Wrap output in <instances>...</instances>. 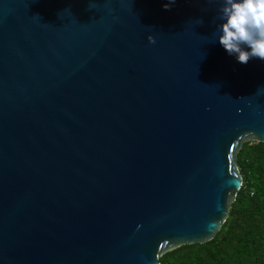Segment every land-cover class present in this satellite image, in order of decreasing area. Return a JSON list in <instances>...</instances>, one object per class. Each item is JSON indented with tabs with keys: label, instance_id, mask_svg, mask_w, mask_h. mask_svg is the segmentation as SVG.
Returning a JSON list of instances; mask_svg holds the SVG:
<instances>
[{
	"label": "water",
	"instance_id": "1",
	"mask_svg": "<svg viewBox=\"0 0 264 264\" xmlns=\"http://www.w3.org/2000/svg\"><path fill=\"white\" fill-rule=\"evenodd\" d=\"M166 2L0 0V264H161L221 231L264 61L220 45L221 3Z\"/></svg>",
	"mask_w": 264,
	"mask_h": 264
},
{
	"label": "trees",
	"instance_id": "2",
	"mask_svg": "<svg viewBox=\"0 0 264 264\" xmlns=\"http://www.w3.org/2000/svg\"><path fill=\"white\" fill-rule=\"evenodd\" d=\"M238 165L243 186L218 235L164 254L161 264H264V143L245 142Z\"/></svg>",
	"mask_w": 264,
	"mask_h": 264
},
{
	"label": "clouds",
	"instance_id": "3",
	"mask_svg": "<svg viewBox=\"0 0 264 264\" xmlns=\"http://www.w3.org/2000/svg\"><path fill=\"white\" fill-rule=\"evenodd\" d=\"M221 3L217 25L220 45L241 64L252 59L264 61V0H209ZM176 0H167L170 11ZM203 20H199L202 24ZM155 43L154 39H151ZM250 49V50H249Z\"/></svg>",
	"mask_w": 264,
	"mask_h": 264
}]
</instances>
